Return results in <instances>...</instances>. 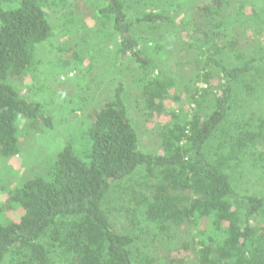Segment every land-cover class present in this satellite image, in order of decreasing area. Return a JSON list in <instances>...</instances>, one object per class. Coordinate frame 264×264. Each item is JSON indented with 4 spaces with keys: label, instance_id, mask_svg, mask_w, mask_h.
Wrapping results in <instances>:
<instances>
[{
    "label": "trees",
    "instance_id": "16d2710c",
    "mask_svg": "<svg viewBox=\"0 0 264 264\" xmlns=\"http://www.w3.org/2000/svg\"><path fill=\"white\" fill-rule=\"evenodd\" d=\"M79 23L113 42L124 77L96 98L104 81L82 72V144L5 194L0 264H264V0H0V158L50 122L28 93L47 87L43 47ZM172 59L201 64L184 86L193 109L173 92ZM132 95L157 150L141 146Z\"/></svg>",
    "mask_w": 264,
    "mask_h": 264
},
{
    "label": "rangeland",
    "instance_id": "374dc122",
    "mask_svg": "<svg viewBox=\"0 0 264 264\" xmlns=\"http://www.w3.org/2000/svg\"><path fill=\"white\" fill-rule=\"evenodd\" d=\"M59 14L60 12L57 13L58 17H60ZM180 17H177V21L180 20ZM191 17H194V15H191ZM179 25H182V23L180 22ZM93 30V26L88 28L79 23L76 30L78 33L67 36L57 29L56 37L43 47L42 58L44 62L40 68L43 71L42 79H45L47 87H41V89L38 86L30 87L29 93L27 88H25V91L29 94L31 101L42 105L44 115L49 118L50 122H48L47 127L29 131L27 139H25L26 145L23 141V148L18 157L0 158V184L4 185L2 189L0 188V203H2L3 197L13 184L37 170L39 159L45 161L47 158H52L53 152L63 148L67 142L71 141L75 148L82 144V136L89 123L88 115L91 110L89 108L92 105L87 101L78 110L83 98L87 95L85 91L87 85L83 82L82 72L87 73L88 81L91 80L92 75L104 81L100 86L94 87V92H97L94 93L96 98H101L108 93L109 88L106 84L109 81L121 78V76L124 77L121 70L125 68L124 64L126 63L124 61L120 69L119 58L115 54L113 42L101 37ZM249 31L251 30H246L247 34ZM262 37L253 33L251 38L256 40L262 39ZM52 43L55 48L50 46ZM59 47H64V49L59 50ZM180 56L182 57L179 53L178 57ZM65 60L71 63L65 64ZM47 61H50V64H47ZM90 61L94 65L92 72L87 70ZM198 65L197 61H191L182 65L183 67L178 70L176 61L174 59L169 61L170 74L175 72L174 74L179 78L178 89L176 88L173 92L182 98L181 108L185 110L195 108L194 104L191 107L188 106L187 102L190 101V95L184 86L192 77L196 76L198 68H201V64ZM27 83L31 84V78ZM197 87L200 90L207 87V85L198 82ZM38 90H43V92L39 93ZM174 102L172 100L167 105L172 106ZM136 103L134 96L131 98V102H128V109L130 118L138 128L141 146L146 151L157 150L154 139V130H157L158 127L155 124L157 123L148 122L144 115L146 110L142 108L143 105ZM20 122L21 120L18 122V126ZM21 132L26 134L28 128H23ZM83 149L81 148L78 151L79 154ZM118 194H113L110 201L113 208L122 210L128 195L119 194L120 197H118ZM6 216L5 219L8 220Z\"/></svg>",
    "mask_w": 264,
    "mask_h": 264
}]
</instances>
